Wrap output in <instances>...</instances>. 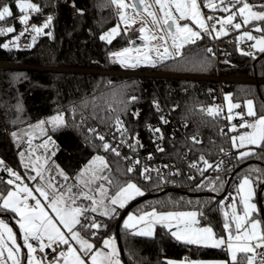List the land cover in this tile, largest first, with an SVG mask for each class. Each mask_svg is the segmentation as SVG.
<instances>
[{"label":"trees","instance_id":"obj_1","mask_svg":"<svg viewBox=\"0 0 264 264\" xmlns=\"http://www.w3.org/2000/svg\"><path fill=\"white\" fill-rule=\"evenodd\" d=\"M4 2L12 3V0ZM33 2L42 7V13L35 15L40 20L44 21L47 15L54 16L50 29L52 36H39L33 48H0V61L22 66L18 69L0 70V160L10 167H20L10 133L18 132L55 114H63L67 127L57 131L50 130V135L58 145L54 160L71 179H74L95 155L101 154L108 161L112 174L121 183L135 182L144 191V196L149 195L134 205L129 212L151 209L195 210L201 223L210 225L216 235L221 236V198L232 185L237 187L243 175L250 174L255 177L256 173L251 170L264 169V160L257 157L239 162L236 160L233 170L217 174L201 175L197 168H191V164H196L198 168L199 163L205 166L200 160L201 155L212 164L221 155V149L233 148L232 133L224 115L219 113L210 116L205 110L213 104L222 103L224 95L228 93L237 102L253 100L256 116H264V81L223 85L210 82H154L147 79H119L101 74L55 70L117 68L119 64L113 62L110 53L130 46L138 39L139 30L137 27L122 30L110 44L100 39L102 34L120 22L118 9L110 0ZM248 2L258 5L264 3V0ZM12 8L17 19L9 18L6 22H0V26H14L18 33L23 30V25L18 22L19 10L14 4ZM77 9L82 10L83 14H78ZM253 24L264 27V22L256 21ZM15 34L0 36V44L7 43ZM212 41L213 39L206 37L196 45L186 46L183 50L184 57L168 60L157 67L165 72L264 79V53L241 54L239 43L234 34L230 33L221 37L220 52L217 55H207L203 50L210 48ZM201 61L205 65L203 69L200 67ZM18 76L22 78L17 79ZM131 96H137L138 101L130 104L128 111L119 115L130 135L138 136L143 148L138 152L131 151L133 157L129 161L124 159L123 153L116 157L111 152H105L102 142L95 139L89 129L95 127L99 133L102 128L113 125L115 118L108 116L109 106L120 109L123 107L121 101H127ZM154 101H159L164 111L169 109L173 112L169 125L162 128L166 145L161 155L176 162L179 174L165 177L163 181L152 174L153 179L146 181L140 175L141 170L148 167L149 160L145 154L151 149L145 126L149 122L160 121L162 116V112L155 110ZM17 104L21 106L22 111L16 110ZM133 111H139V118L131 115ZM100 117H106L105 121L101 122ZM182 121L188 124L185 134L173 137L174 123ZM193 136L202 143L193 145ZM185 154L188 155L187 158L184 157ZM136 159L141 162L136 166V170L125 174L126 169ZM190 176L194 179H189ZM217 177L220 180L216 182L213 190L212 182H215ZM8 178V174L0 167V179L6 181ZM263 184H255L257 201ZM7 187L6 184L0 183V192L6 194ZM114 191L115 189L110 190L112 193ZM261 199L264 207V188ZM124 210L125 208L120 209L115 218H108L99 213L90 214L94 215L103 227L95 237L89 233L82 235L90 239L96 247L101 246L103 239L107 237L116 238V224ZM259 216L264 220L261 211ZM0 217L10 221L18 229L12 213L0 214ZM119 232L121 259L125 264H168L169 260L228 258L224 247L211 248L178 242L167 234V230L161 225L156 227L153 237L130 235L129 231L124 229L123 221Z\"/></svg>","mask_w":264,"mask_h":264},{"label":"snow or ice","instance_id":"obj_2","mask_svg":"<svg viewBox=\"0 0 264 264\" xmlns=\"http://www.w3.org/2000/svg\"><path fill=\"white\" fill-rule=\"evenodd\" d=\"M111 4L118 9L120 21L125 24V31L129 27L125 9L128 5L124 0H110ZM12 4L19 10L18 22L23 25V30L17 33L14 26H0V36H7L16 33L7 43L0 44V48L10 49L12 47H20L19 41L25 34L31 35L32 45L41 35L52 36L51 27L53 25L54 16L47 15L43 23L37 25L30 23L33 14H41L42 7L34 3L33 0H12V3H6L0 0V22H6L9 18L17 19L13 11ZM132 7L137 11H144L154 25H158L162 30L166 28L163 36L157 37L152 34L144 36L145 40L151 39L155 41L160 39L163 41V49L154 46L149 52H155V59L149 54L144 53L143 56H130L131 48H124L122 51L110 53L113 62L119 63L125 68H136L141 64L156 67L158 64H164L168 60H174L184 57L183 51L186 46L196 45L198 41L204 40L206 37L210 39H220L230 34V30H240L242 27L249 25L252 21L264 22V3L249 4L248 0H135ZM158 8V11H157ZM202 9H209L213 13L220 11L226 15L217 17L214 14L205 15ZM258 9V10H256ZM78 14L83 11L77 9ZM237 18L241 22H235ZM181 21H190L189 23H181ZM147 22H141L139 28L140 33H145ZM120 25L110 29L107 33L102 34L100 39L107 41L109 44L115 36L120 35ZM47 30V31H46ZM255 32L261 33L257 38L251 32L245 31L237 37V42L243 39L254 41L250 45L251 48H257L258 51L264 53V27L255 26ZM28 45L27 47H31ZM137 51H139L137 49ZM207 55H215L212 48L203 50ZM199 54V53H197ZM243 55H254L251 52H242ZM204 62H200L203 69ZM20 79L22 77H16ZM137 96H131L127 101H121L123 107L120 109L109 106L108 116H114L113 127L120 133L121 140L119 144H128V147L136 151L138 147H142L138 136H131L129 130L120 119L119 113L127 112L130 104L138 101ZM225 100L230 101V96H225ZM154 107L159 110V103L154 101ZM239 104H228L229 115L227 119L231 120V110L239 108ZM247 115L256 117L253 110L252 101H247ZM16 110L22 111L19 104ZM208 115H218L219 111L213 112L212 108L205 110ZM134 118H139V111L131 112ZM104 122L106 117H100ZM162 123H168L164 116L160 117ZM15 124L16 121H13ZM45 124L52 125V131H57L62 127H67L62 114H57L48 121H40L33 127L41 128ZM149 130L156 136L158 140H162L163 133L159 127L148 125ZM241 128H250L251 132L231 137L232 147L236 149H246L238 151L237 161H243L251 157H257L264 160V116L256 117L253 123H242ZM236 126L232 125L231 131H235ZM89 132L93 134L95 139L102 142V148L105 152H111L114 156L120 157L119 145L113 147L111 143L105 140L103 134L96 132L94 128H90ZM27 134V133H26ZM223 134V132H222ZM11 137L16 140L20 133L13 131ZM128 139H132L134 143H128ZM193 145L202 143L196 136L191 137ZM31 144V138L28 139ZM52 143L49 136L41 147H47ZM158 151L163 152L164 149L158 147ZM223 151V149H221ZM23 163L24 153L20 154ZM52 156L55 155L53 151ZM151 159V155L148 157ZM125 160L131 159L124 157ZM40 157H36L39 161ZM200 160L206 166L201 169L196 164H191V168L197 170L203 175L207 168L221 169V164L212 165L200 156ZM48 163L45 158L44 164H24L27 169L31 167L35 171V175L22 176L0 160V167L5 171L9 178L5 181L0 179V183L6 184V194L0 192V214L12 213V217L19 226L23 245L17 242V235L13 232V228L0 219V264H121L119 251L115 245V238L108 237L103 239L102 246L97 248L89 239L85 238L82 233H89L92 237L97 236L99 230L103 227L97 222L94 215L99 213L108 218H115L120 209L125 208L126 204L138 196L145 193L137 185V183L128 181L121 183L113 174L111 167L105 157L97 155L88 162L86 167L77 175L75 182L68 184L69 177L63 170L58 169L56 176L62 178L63 182L56 180L53 176L52 169L46 168L44 165ZM140 160L136 159L132 165L126 169L125 174L133 173ZM165 167H169L165 165ZM157 173V178L164 180V175L160 169H150L144 167L140 175L146 181H151L153 177L151 172ZM256 175H245L241 178L236 189L237 197H231V216L229 212H224L225 222L223 229L225 235L217 236L210 226L198 227V213L190 212H160L155 209L151 212H145L142 215L129 214L127 219L123 221V227L129 231L130 235L141 237H153L154 226L159 224L167 230V234L175 238L178 242L187 245H196L202 247L221 248L224 247L229 253V259L222 264H264V220L257 218L260 211L256 203H253V185L264 183V169H252ZM48 173V175H45ZM178 175L179 172L170 173ZM25 179L35 182L34 187H30L25 183ZM194 179V177H189ZM220 178L217 177L213 184L215 190L216 182ZM99 182V183H98ZM199 187V185H198ZM115 189L114 193L110 192ZM31 201V203H30ZM83 201H88L84 204ZM242 206V214L238 211L237 204ZM202 215V214H201ZM140 225H143L140 227ZM175 229V230H173ZM64 246V249H61ZM78 246V247H77ZM27 252L24 253L23 249ZM46 249H50L54 254L52 259H47ZM39 252L44 255L36 256ZM239 254V255H238ZM168 264L173 262L168 261ZM189 264H198V262H189Z\"/></svg>","mask_w":264,"mask_h":264},{"label":"rangeland","instance_id":"obj_3","mask_svg":"<svg viewBox=\"0 0 264 264\" xmlns=\"http://www.w3.org/2000/svg\"><path fill=\"white\" fill-rule=\"evenodd\" d=\"M125 4L128 5L127 8H129L130 10L127 11L126 9L124 10L125 13H126V16H127V23L129 25V27L127 28V30H130V29H133V27H137L138 30L139 28L141 27V22L142 20L143 21H146L147 22V28H146V32L145 33H140L138 32V39L141 43L136 45V46H132V44L128 47H125V48H131L132 49V52L130 53V56L132 57H136V56H143L144 53L146 52H149V49L153 48L154 46H157L151 39H148V40H145L143 37L144 36H150L152 34L156 35L157 37H160V35H164L165 34V31H166V28L165 29H161L158 25H154L151 21V17H149L147 15L146 12L144 11H137L135 10L132 5L134 4V0H124ZM149 2H151V0H149ZM218 2V0H217ZM249 3V2H248ZM250 4V3H249ZM257 10V9H256ZM203 11V10H202ZM204 14H207V15H211V14H214L216 15L217 17H220V16H224L226 15L225 13L223 12H220V11H216L215 13H213L211 10L209 9H205V13ZM36 14H33V17L35 16ZM32 17V18H33ZM31 22V21H30ZM235 22H241L239 18H237V20ZM254 22L256 21H252L249 25L251 27H242L240 30H230V33H233L236 40H237V37L240 36L243 32L245 31H248V32H251L254 36H256L257 38H259L261 36V34L259 32H255L253 29L255 26H259L258 24H253ZM43 23V21H42ZM181 23H188V22H185V21H181ZM41 24V23H40ZM120 25V33L122 30H125V24L124 22H119L117 23ZM190 24V23H189ZM39 25V24H37ZM107 33V32H106ZM105 34V33H104ZM118 36V35H117ZM115 36V38L117 37ZM113 40V39H112ZM162 45L160 46L161 48V51L163 49V41L161 42ZM239 51L240 52H251L253 54H256L258 51V46L257 48H251L250 45L254 43V41H249L247 39H243V40H240L239 42ZM244 45L247 46L244 47ZM137 49L139 51H137ZM123 50V49H122ZM121 50V51H122ZM149 54L153 57V59H155V52H149ZM142 66H147V65H144V64H141ZM225 96H230L231 100L228 101V100H225ZM251 100V99H249ZM249 100H246L244 103H241V102H237V101H234L231 97L230 94H225L224 95V99H223V102L222 103H218V104H213L211 105L209 108H212L213 109V112L216 113L217 111H219V113L223 114L224 117L226 118L227 122H228V127H229V131L232 133V136H239L243 133H246V132H251L252 129H248V131L246 129H241L240 127V124L238 123L239 122V119H241L242 117H246V118H249L250 119V122L248 123H253L256 119V117H259V116H256V117H252V116H248L247 115V111H248V107H247V101ZM252 101V105H253V110L255 111V105H254V101ZM233 103V104H239L240 107L239 108H233L231 110V115H232V118L231 120L227 119L228 115H229V111H228V104L229 103ZM256 112V111H255ZM57 114L53 115V116H50L46 119H43L41 121H48L50 120L52 117H55ZM63 115V114H62ZM64 117V115H63ZM65 120V118H64ZM40 121L34 123V124H31L32 126H35L39 123ZM232 125H235L236 126V129L235 131H231V127ZM30 125L22 128L21 130L18 131V133H20V136L18 139L13 140L14 142V145L16 147V150H17V156H18V160H19V164H20V167L18 168H13V167H10L12 168L13 170H15L16 172L20 173L22 176L26 177V176H29V175H35V171H33L31 169V167L29 168H25L24 167V164H33V163H38V164H44V160L45 158H48V163L46 165H44L46 168H51L52 169V175L53 176H56V173L59 170H63V168L57 163L56 160H54V156L51 155V153L54 151L55 154L57 153L58 151V145H57V142L54 140V138L50 135V130H52V125L51 124H45L43 126V131H41V128L39 127H33V128H30L29 127ZM27 133V134H26ZM51 137V141L52 143H49L47 145V147H41V145H43L45 143V140L48 138V137ZM31 138V144L28 143V139ZM235 151H236V154H238V151H243V150H246V149H236L234 148ZM23 152L25 155H24V158H23V163L21 161V157H20V153ZM97 155H100V156H103L101 154H97ZM95 155V156H97ZM40 157V160L39 161H36V157ZM94 156V157H95ZM93 157V158H94ZM104 157V156H103ZM92 158V159H93ZM91 159V160H92ZM90 160V161H91ZM88 164V163H87ZM86 164V165H87ZM83 166V168L81 170H83L85 167ZM56 166H58V169L56 168ZM80 170V172H81ZM64 173H66L64 170H63ZM79 172V173H80ZM78 173V174H79ZM67 174V173H66ZM77 174V175H78ZM45 175H48V173H45ZM245 176V175H243ZM242 176V177H243ZM69 177V176H68ZM77 177V176H76ZM71 179L69 177V180L67 181L68 184H72L75 182V179ZM241 177V178H242ZM56 180L59 181V182H63L62 181V178L59 177V176H56ZM240 182V181H239ZM25 183H28L30 187H34L35 185V182L33 181H29L27 179H25ZM99 183V182H98ZM239 183L237 184V187H238ZM236 187V189H237ZM253 191H254V196H253V200L252 202L253 203H256L257 205V208L260 210V205H259V202L257 201L256 199V196H257V190H256V186L255 184L253 185ZM144 196V195H143ZM142 197V196H141ZM233 197H237V200L239 199V197L237 196V192H235L233 194ZM140 198V197H139ZM136 200V199H135ZM31 203V201H30ZM84 204H88L89 202L88 201H83ZM132 203V202H131ZM230 205V204H229ZM126 208V207H125ZM237 208H238V211L241 212L242 214V206L239 205V203L237 204ZM227 211L229 212V219H230V216H231V208L228 206H225L224 203H222V205L220 206V212H221V216H222V220H223V223L225 222V217H224V212ZM149 212V211H147ZM184 212H190V211H184ZM145 213V212H144ZM144 213H136L134 211H131L129 212L126 217L124 218L127 219V216L129 214H132V215H142ZM14 216V214H13ZM257 218L261 219V217L258 215ZM2 219V218H0ZM16 219H19L18 217H16L15 219H13L14 221ZM5 220V219H4ZM123 220V221H124ZM6 223L9 224L10 227L13 228V232L16 233L17 235V242L20 243L21 245H23V240L21 238V234H20V231H19V226L17 224V227L18 229H16L10 221L8 220H5ZM158 225V224H157ZM201 225V222L199 221V227ZM143 225H140V227H142ZM205 226H210V225H203L202 227H205ZM155 227L156 225L154 226V231H155ZM211 227V226H210ZM214 231V230H213ZM221 235H225V232H224V229H223V232ZM218 236V235H217ZM61 249H64V246H61ZM23 252L26 253L27 252V249L24 248L23 249ZM228 253V252H227ZM36 256H42L44 254L42 253H39L37 252L35 254ZM239 255V254H238ZM49 256V255H48ZM47 256V257H48ZM50 259H52V257H49ZM229 259V253H228V258L227 259H219V260H202L201 262H204V264H222V262L224 261H227ZM25 264H26V261H25Z\"/></svg>","mask_w":264,"mask_h":264},{"label":"built area","instance_id":"obj_4","mask_svg":"<svg viewBox=\"0 0 264 264\" xmlns=\"http://www.w3.org/2000/svg\"><path fill=\"white\" fill-rule=\"evenodd\" d=\"M127 11L130 9L127 8ZM203 12L205 13V9H202ZM158 11V8H157ZM207 15V14H205ZM122 21H120L121 23ZM191 24L190 21H185ZM30 23H35V24H40L42 23V20H40L39 17L34 16L31 19ZM162 36V35H160ZM157 46L162 45V40L157 39L153 41ZM20 48H33L34 45H32V40H31V35L30 34H25L24 37H21L20 41ZM28 45H32L31 47H27ZM220 45H221V38L220 39H215L212 41V45L210 48L213 49L215 55H217L220 50ZM244 47L247 48L246 45ZM226 55V53H225ZM119 64V63H118ZM21 65L18 64H11L8 62L0 61V70H7V69H18L21 68ZM55 70L58 71H66V72H82V73H92V74H101V75H107L115 78H125V79H147V80H152L154 82L158 81H178V82H210L218 85H223L226 83H249V82H254V83H259L263 82L264 79H258V78H246V77H240V76H222V75H205V74H190V73H177V72H165L161 71L158 69V67H151V66H138L136 68H125L122 67L119 64V67L117 68H110V69H101V68H87V69H76V68H56ZM159 110L155 108L156 111L162 112V116H164L168 123L164 124L162 121H156V122H149L145 126V131L146 134L148 135L149 141L151 143V149L149 152L145 154V157L149 160L148 168L150 169H160L161 173L165 177H173L176 175H172L170 173H176L177 171L179 172V167L177 166L176 162L171 161L166 159L164 156L161 155V151H158V147L160 148H165V139L163 138L162 140H158L156 136L149 130L148 125H151L152 127H159L162 132V128L166 127L169 125L170 120L172 119V114L173 112L170 111L169 109L163 110L161 104L159 101ZM248 122L247 119H242L240 120V125L242 123ZM175 127L173 128L172 135L173 137L178 136V135H184L187 129V122L182 121V122H175ZM96 130L95 127H91ZM163 133V132H162ZM99 134H103L105 136V140L113 147H117L119 145V151L123 154H125V157H130L132 158L133 155L131 154V151H133L131 148L128 147V144H119L121 140L120 133L116 130L115 127L112 125L106 128H102L99 131ZM128 143H134L132 139H128ZM143 148L138 147L136 152H138L139 149ZM132 155V156H131ZM149 155H151V159H149ZM185 158L188 157L187 154L184 155ZM236 151L234 148L226 149L223 150L219 158L212 163V165H217L221 164V161L223 163L221 164V169L217 170L214 167L213 168H207L206 171L203 172V175L208 174V173H222V172H227L229 170H233L235 168L236 164ZM131 159H129L130 161ZM7 167H10L7 163H4ZM165 165L169 167H165ZM206 166H203L202 164L199 163V168H205ZM152 175L157 177V173L155 171L151 172ZM166 184L164 183V186ZM170 187V186H169ZM236 192V187L232 185L229 190L224 194V196L221 198V203H224L225 206H229L231 204V197H233V194ZM231 194V197L230 195ZM258 251H264V249L258 250ZM49 257H52L54 254L52 252H49Z\"/></svg>","mask_w":264,"mask_h":264},{"label":"crops","instance_id":"obj_5","mask_svg":"<svg viewBox=\"0 0 264 264\" xmlns=\"http://www.w3.org/2000/svg\"><path fill=\"white\" fill-rule=\"evenodd\" d=\"M242 119H247L248 120V122H250V119L249 118H246V117H242L241 119H239V124H240V120H242ZM248 122H246V123H248ZM241 129H246L247 131H248V129L249 128H241ZM140 196H138V197H136L135 199H138ZM135 199H133V200H131V201H129L127 204H126V206L125 207H127L131 202H133ZM153 209H151V210H146V211H139V212H136V213H144V212H147V211H149V212H151ZM156 210V209H155ZM158 213H160V212H184V211H195V210H184V211H159V210H156ZM195 212H197V211H195ZM198 213V212H197ZM0 218H2V219H5V218H3V217H0ZM197 219L200 221V219H199V214L197 215ZM5 220H7V219H5ZM201 222V221H200ZM157 226H159V224L158 225H156V227ZM198 227H199V225H197ZM203 226V224L201 223V225H200V227H202ZM156 227H155V230H156ZM173 230H175V229H173ZM154 233H155V231H154ZM85 237V236H84ZM86 238V237H85ZM108 238V237H107ZM113 238H115V237H113ZM88 239V238H87ZM90 240V239H89ZM90 242L91 243H93L91 240H90ZM94 244V243H93ZM115 245H116V248L118 249V251H119V258H120V260H121V264H125L124 262H123V260L121 259V250H120V246H119V243H118V241H117V239L115 238ZM102 246V245H101ZM101 246H99V247H97V248H100ZM78 247V246H77ZM46 251V253L47 254H49V252H52L50 249H46L45 250ZM48 256V255H47ZM47 259H49L50 260V258H49V256L47 257ZM169 261H171V262H173V264H189V262H198V264H204V262H201L202 260L201 259H197V260H191V259H182V260H169Z\"/></svg>","mask_w":264,"mask_h":264},{"label":"water","instance_id":"obj_6","mask_svg":"<svg viewBox=\"0 0 264 264\" xmlns=\"http://www.w3.org/2000/svg\"><path fill=\"white\" fill-rule=\"evenodd\" d=\"M134 3H135V0H134ZM141 42L139 40H134L133 43H132V46H136L138 44H140ZM137 150V149H136ZM263 188H264V184L261 188V190L259 191L258 195H259V205H260V208H261V212H262V215L264 216V207H263V204H262V199H261V195H262V191H263ZM149 195H145V196H142L136 200H134L132 203H130L126 208L125 210L123 211V213L120 215L118 221H117V224H116V239L119 243V246H120V250L122 252V247H121V243H120V226H121V223L123 221V219L126 217V215L129 213V211L131 210V208L136 205L137 203L145 200L146 198H148Z\"/></svg>","mask_w":264,"mask_h":264}]
</instances>
